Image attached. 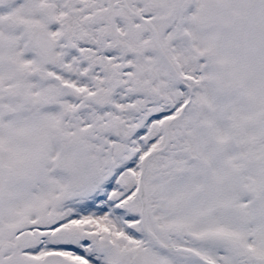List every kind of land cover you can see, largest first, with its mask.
Masks as SVG:
<instances>
[{
  "label": "snow or ice",
  "instance_id": "obj_1",
  "mask_svg": "<svg viewBox=\"0 0 264 264\" xmlns=\"http://www.w3.org/2000/svg\"><path fill=\"white\" fill-rule=\"evenodd\" d=\"M0 264H264V0H0Z\"/></svg>",
  "mask_w": 264,
  "mask_h": 264
}]
</instances>
